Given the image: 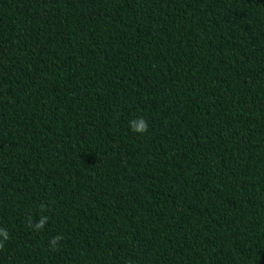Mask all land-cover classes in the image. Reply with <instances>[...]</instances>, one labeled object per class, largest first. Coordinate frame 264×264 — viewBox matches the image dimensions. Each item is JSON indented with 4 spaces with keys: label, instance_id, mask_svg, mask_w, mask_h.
Returning a JSON list of instances; mask_svg holds the SVG:
<instances>
[{
    "label": "trees",
    "instance_id": "1",
    "mask_svg": "<svg viewBox=\"0 0 264 264\" xmlns=\"http://www.w3.org/2000/svg\"><path fill=\"white\" fill-rule=\"evenodd\" d=\"M0 228V264H264V0H0Z\"/></svg>",
    "mask_w": 264,
    "mask_h": 264
},
{
    "label": "clouds",
    "instance_id": "2",
    "mask_svg": "<svg viewBox=\"0 0 264 264\" xmlns=\"http://www.w3.org/2000/svg\"><path fill=\"white\" fill-rule=\"evenodd\" d=\"M129 127L131 131L141 135L145 134L148 131L147 121L142 116L137 117V119L133 121H130ZM47 221H48V217L44 216L41 217V219L33 225L31 222V218H29V227H34L35 230L39 231L43 229ZM0 237L3 238L2 240H0V249H2L4 247V242H6L9 239V234L6 229L0 228ZM61 239H62L61 236L52 237L49 240V247L54 249L58 245Z\"/></svg>",
    "mask_w": 264,
    "mask_h": 264
}]
</instances>
